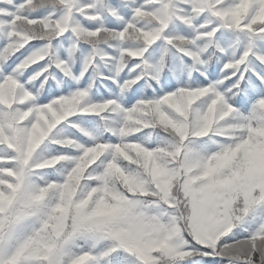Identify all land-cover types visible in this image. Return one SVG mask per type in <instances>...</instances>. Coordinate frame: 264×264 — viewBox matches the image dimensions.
I'll return each mask as SVG.
<instances>
[{
    "label": "snow or ice",
    "instance_id": "obj_1",
    "mask_svg": "<svg viewBox=\"0 0 264 264\" xmlns=\"http://www.w3.org/2000/svg\"><path fill=\"white\" fill-rule=\"evenodd\" d=\"M0 264H264V0H0Z\"/></svg>",
    "mask_w": 264,
    "mask_h": 264
}]
</instances>
